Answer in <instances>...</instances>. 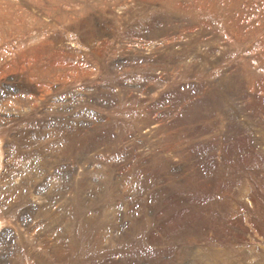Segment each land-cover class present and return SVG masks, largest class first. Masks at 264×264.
Segmentation results:
<instances>
[{
    "label": "rangeland",
    "instance_id": "obj_1",
    "mask_svg": "<svg viewBox=\"0 0 264 264\" xmlns=\"http://www.w3.org/2000/svg\"><path fill=\"white\" fill-rule=\"evenodd\" d=\"M0 264H264V0H0Z\"/></svg>",
    "mask_w": 264,
    "mask_h": 264
}]
</instances>
